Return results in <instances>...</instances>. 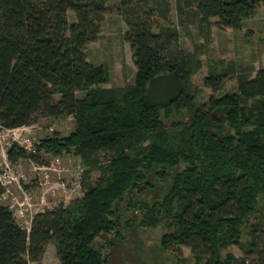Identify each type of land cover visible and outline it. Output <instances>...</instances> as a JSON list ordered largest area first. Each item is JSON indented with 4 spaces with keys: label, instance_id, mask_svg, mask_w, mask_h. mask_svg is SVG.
Segmentation results:
<instances>
[{
    "label": "trees",
    "instance_id": "16d2710c",
    "mask_svg": "<svg viewBox=\"0 0 264 264\" xmlns=\"http://www.w3.org/2000/svg\"><path fill=\"white\" fill-rule=\"evenodd\" d=\"M110 1L0 0V125H30L37 114L72 116L69 135L56 133L38 148L73 151L84 166L83 196L38 211L29 230L0 203V264H45L51 242L62 264H110L105 250L113 243H95L103 234L122 237L126 198L128 208H139L142 225H176L163 235V247L185 245L204 264H261L223 257L222 250L242 245L245 226L250 251L264 237V67L255 75L235 63L210 71L204 85L213 94L200 104L192 76L202 67V47L179 45L172 0H120L137 72L132 84L103 88L108 70L89 61L88 47L114 11ZM176 6L181 23H198L211 43L213 27L240 30L264 0ZM231 75L238 76L233 92L225 90ZM9 157L27 153L14 145ZM95 170L101 175L91 182ZM163 183L162 196L141 198Z\"/></svg>",
    "mask_w": 264,
    "mask_h": 264
},
{
    "label": "rangeland",
    "instance_id": "374dc122",
    "mask_svg": "<svg viewBox=\"0 0 264 264\" xmlns=\"http://www.w3.org/2000/svg\"><path fill=\"white\" fill-rule=\"evenodd\" d=\"M119 2L120 0L110 1L114 11L106 15L101 35L88 47L89 61L104 65L108 70L109 81L101 84L103 88L125 87L132 84L137 72L130 44L125 39L128 25L118 9ZM69 16L71 21L75 19L72 11ZM171 16L172 23L179 28L181 33L179 45L190 51H194L196 46L202 47V67L192 76V84L198 92L200 104L207 102L213 94L212 89L204 85V79L210 71H221L228 64L235 63L240 64L242 68L251 70L255 75L258 69L264 67V6L255 15L245 19L240 30L213 27L211 43H206L198 23L189 21L181 23L176 0H172ZM237 87L238 76L231 75L225 83V90L233 92L237 90ZM84 94L79 93L80 96ZM186 116L185 112L175 114L171 118H166L165 121L170 124L172 121ZM30 125L33 130V138L40 145L42 140L52 137L56 133L61 136L69 135L75 129V120L72 116L54 118L37 114ZM106 158V155H101L102 160ZM38 161L52 167L51 185L64 182L66 187H54L49 191L42 190L33 179L35 173L32 164L25 161L24 171L28 176L26 180L29 182L27 188L33 196L35 211L60 203L67 206L75 198L83 196L84 187L81 181L84 166L81 158L75 152L55 153L42 149ZM100 175L99 170L93 171L90 181L95 182ZM163 184H159L161 187L158 191L143 195L141 198L152 202L162 196L166 189V183ZM120 207L122 210V237H118L114 233H111V236L103 234L97 238L95 243L98 245L99 241L103 242L107 239L113 243L105 250L106 253H110V264H204V261H198L191 249L185 245L172 248L163 247L162 237L165 233L175 229L174 223L167 220L155 227L145 226L140 223L139 208H128L127 198L120 203ZM254 221L255 219L252 218V222ZM251 240V227L245 226L242 245H230L222 250V256L225 257L228 253H232L238 258H248L250 261L264 264L263 234L259 236L258 244L253 246L252 251L249 250ZM43 261L45 264H62L54 242L47 246Z\"/></svg>",
    "mask_w": 264,
    "mask_h": 264
},
{
    "label": "built area",
    "instance_id": "2783aa9c",
    "mask_svg": "<svg viewBox=\"0 0 264 264\" xmlns=\"http://www.w3.org/2000/svg\"><path fill=\"white\" fill-rule=\"evenodd\" d=\"M14 145L23 148L27 153V157L12 160L9 157V149ZM0 154L2 156L0 182L4 187V191L0 195V203L7 205L14 213L18 222L29 230L33 217L39 210L35 211L33 196L27 188L29 182L26 180L28 176L24 171L25 161H29L32 164V169L35 173L33 179L42 190L49 191L54 187H66V184L62 182L51 185L52 167L38 161L37 157L40 151L38 144L33 138L31 125L14 128H6L0 125ZM52 207L45 206L42 210Z\"/></svg>",
    "mask_w": 264,
    "mask_h": 264
}]
</instances>
